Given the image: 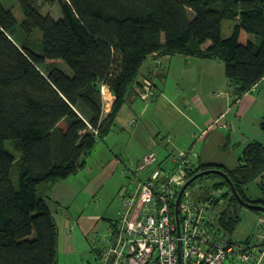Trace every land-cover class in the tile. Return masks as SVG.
<instances>
[{"label": "trees", "instance_id": "obj_1", "mask_svg": "<svg viewBox=\"0 0 264 264\" xmlns=\"http://www.w3.org/2000/svg\"><path fill=\"white\" fill-rule=\"evenodd\" d=\"M38 2L58 4L60 14H43ZM20 5L24 18L17 26L0 1V264H57L50 189L85 164L97 140L115 127L120 108L139 95L136 88L146 89L141 72L146 57L180 54L223 62L235 103L264 77V0H20ZM225 20L235 21L228 36L222 34ZM36 29L42 32L37 42L31 40ZM61 62L69 73L57 67ZM100 85L114 96L106 116ZM6 140L21 156L7 150ZM228 146L229 135L223 149ZM209 168L225 171L243 199L264 205V195L252 200L245 192L249 182L264 177L262 143H248L232 168L199 160L189 178ZM217 176L191 184L199 182V197L227 188L217 199L228 200L220 204V225L231 232L240 203L223 177L206 181ZM108 220L115 234L118 220Z\"/></svg>", "mask_w": 264, "mask_h": 264}, {"label": "rangeland", "instance_id": "obj_2", "mask_svg": "<svg viewBox=\"0 0 264 264\" xmlns=\"http://www.w3.org/2000/svg\"><path fill=\"white\" fill-rule=\"evenodd\" d=\"M0 1L6 8L11 10L17 21V26H20L24 18L20 0ZM38 5H40V11L43 14L51 13L54 17L60 14L58 4L51 6L38 2ZM189 16H193L192 11L189 12ZM234 23V20H225L223 22V36L230 34ZM37 38L42 39V32L39 29L33 32L31 40L37 42ZM34 49L39 50L37 46H34ZM149 62L150 57L148 56L142 69ZM57 67L68 73L70 72L68 66L62 62L58 63ZM174 89L175 87L170 81L167 80V82H164L157 80L155 90L159 96L155 100L138 95L134 99V102L124 104L116 117L115 127L104 139L97 140L95 147L87 155L85 164L76 173L52 185L49 195L60 200V204H57L54 199L50 201V207L53 211L56 207L59 208L57 212L54 211L58 227L57 264L97 263L98 251L96 248L101 247L102 244L104 245L107 238L110 237L108 231L110 221L108 219L112 221L118 220L120 216L122 207L121 189L124 186L128 188L132 186L131 181L133 176L131 175V171L129 172V168L141 161L143 155L148 152L146 150L149 144L154 143L153 138L159 139L158 135L162 137L165 134V131L162 129L163 126L173 121L168 103L163 97H170ZM138 90L136 88L137 93ZM102 99L103 114L106 116L109 112H106L105 109L109 108L108 111H110L113 98L108 93H105ZM183 110L184 112L181 111L184 114L188 112L186 107ZM233 111H235V108ZM173 115L175 116V114ZM263 120H261L259 125H255L252 114L250 116H244L241 120L240 130L252 134V127L259 129L258 131L263 133L260 138H262V142L264 143ZM182 121L185 123L184 119ZM158 128L162 130L159 131ZM222 131L228 133V130ZM155 132H159L158 135L154 136ZM174 134V137H176L177 134ZM200 134V131L195 134L194 140L197 141L195 144H192V147L198 153L202 149L200 145L202 141V138L199 137ZM5 147L16 157L21 156V152L13 147L11 140L5 141ZM151 150L157 154L158 159H163L167 156L168 160H171L170 156L173 153H166L162 145L154 144ZM235 154L238 153H215L217 158H223L227 163H232L237 159L234 157ZM12 178L15 186H17V170H13ZM220 179L221 177L217 176L206 181L215 182ZM198 185L199 182L197 181V183L191 184L189 189L201 191L202 188H197ZM262 188H264V177H259L249 182L245 188L247 197L252 200L260 198L264 195ZM217 190L221 194L227 188L219 187ZM223 200L226 206L228 200L225 197ZM236 209L240 217L239 222L233 231L226 232V237H230L235 241H242L255 231L257 213L240 204L236 205ZM79 216L83 218L96 216L99 218V222L93 230L84 233L82 227L74 220ZM70 224L74 226L70 227ZM68 229H71V232L67 234Z\"/></svg>", "mask_w": 264, "mask_h": 264}, {"label": "built area", "instance_id": "obj_3", "mask_svg": "<svg viewBox=\"0 0 264 264\" xmlns=\"http://www.w3.org/2000/svg\"><path fill=\"white\" fill-rule=\"evenodd\" d=\"M105 93L114 98L102 85V98ZM138 93L152 95L148 88ZM170 157L158 165L157 154L149 150L129 168L132 186L121 189L116 233L111 230L102 244L98 264H179V256L181 264H264V213L257 214L253 233L235 241L220 225L219 190L199 197L187 186L176 208L178 193L199 164L200 153L191 146Z\"/></svg>", "mask_w": 264, "mask_h": 264}, {"label": "crops", "instance_id": "obj_4", "mask_svg": "<svg viewBox=\"0 0 264 264\" xmlns=\"http://www.w3.org/2000/svg\"><path fill=\"white\" fill-rule=\"evenodd\" d=\"M149 57L150 62L145 68H141L147 81L145 87L152 91L157 86V80L164 82L168 80L175 89L170 97L162 96L168 103L173 121L163 126L165 134L162 137L158 135L159 132H155L154 136L158 135L159 139L153 138L154 143H150L146 151L151 150L152 145L157 144L162 145L166 153H176L181 148H188L195 144L197 140L195 141L194 138L198 131L207 130L200 142L202 146L199 152L200 163H215L232 168L248 143L258 141L264 145L260 138L263 133L258 131L259 129L252 127V134L240 130L244 116L252 114L255 125H259L264 119V77L233 103L227 89L223 62L207 58L184 57L180 54L166 56L151 54ZM137 96L132 95L129 102H134ZM155 96L151 95L149 98L155 100L159 94L156 92ZM184 107L188 110L185 114L183 113ZM234 108L235 111H233ZM108 109L105 111L109 112ZM216 119H218L217 122ZM222 130H228V133ZM174 133L177 134L176 137ZM227 135H229V146L223 149ZM215 153L238 154L234 156L237 158L233 161L234 163H227L223 158H217ZM53 199L57 204H60V200L53 198L52 195L49 197L48 206L55 218L54 211L57 212L59 208L56 207L53 211L50 207V201ZM74 220L82 227L84 233L93 230L99 222L96 216L88 218L79 216ZM73 226L70 224V227ZM70 232L71 229H68L67 234ZM100 248H96L98 254ZM98 261L99 257L96 264Z\"/></svg>", "mask_w": 264, "mask_h": 264}, {"label": "water", "instance_id": "obj_5", "mask_svg": "<svg viewBox=\"0 0 264 264\" xmlns=\"http://www.w3.org/2000/svg\"><path fill=\"white\" fill-rule=\"evenodd\" d=\"M209 174H217L220 175L221 177H223L225 179V181L229 184L230 189L233 193V195L236 197L237 201L240 203V205L247 207L249 209L252 210H256L259 212H263L264 213V205L263 204H258V203H253V202H249L246 201L245 199H243L238 191L235 188V185L233 184V182L231 181V179L229 178V175L223 171L222 169L219 168H209V169H204L201 170L197 173H195L193 176H191L182 186V188L180 189L177 199H176V203H175V207L177 208V205L179 203L180 197L183 193V191L187 188V186H189L193 181H195L197 178L204 176V175H209ZM176 217H177V211H176ZM180 250V248H179ZM179 264H181L180 262V256H179Z\"/></svg>", "mask_w": 264, "mask_h": 264}, {"label": "bare ground", "instance_id": "obj_6", "mask_svg": "<svg viewBox=\"0 0 264 264\" xmlns=\"http://www.w3.org/2000/svg\"><path fill=\"white\" fill-rule=\"evenodd\" d=\"M146 58H147V57H146ZM145 60H146V59H145ZM100 83H101V82H100ZM100 86H101V85H100ZM100 86H99V87H100ZM108 88H109V87H108Z\"/></svg>", "mask_w": 264, "mask_h": 264}]
</instances>
